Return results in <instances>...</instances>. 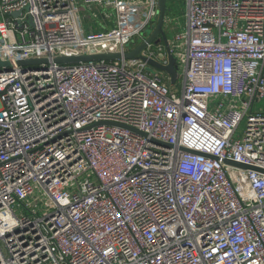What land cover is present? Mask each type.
Instances as JSON below:
<instances>
[{
	"label": "built area",
	"instance_id": "built-area-1",
	"mask_svg": "<svg viewBox=\"0 0 264 264\" xmlns=\"http://www.w3.org/2000/svg\"><path fill=\"white\" fill-rule=\"evenodd\" d=\"M186 2L178 90L141 57L55 62L135 49L158 0H0V264H264V0Z\"/></svg>",
	"mask_w": 264,
	"mask_h": 264
},
{
	"label": "water",
	"instance_id": "water-1",
	"mask_svg": "<svg viewBox=\"0 0 264 264\" xmlns=\"http://www.w3.org/2000/svg\"><path fill=\"white\" fill-rule=\"evenodd\" d=\"M158 19L155 25V29L153 32H150L149 37L146 39V41L140 42V44L133 50H129L125 52L124 54L121 53H102V54H83V55H75V56H68V57H57L55 58L56 63L60 64H74V63H80V62H90V61H101V60H107V61H114L118 59H134L141 57L145 59L148 64L157 70H160L162 72H165L166 74L169 75L170 81L172 84H174L177 81L178 78V72L176 69V59L171 53V49L169 47L168 39L166 36V32L164 30V23H165V18L166 14L168 11L171 9L168 7V0H158ZM154 41L155 43H160L163 42L164 45L167 48L168 52V64L164 65L154 59H150L148 57H144L142 55V51L146 48L148 43H151ZM20 66L24 67L27 65H39V64H47L48 60L47 59H25L21 60L18 62ZM5 66L9 67L10 64L8 62H3L0 60V67ZM131 130L138 132L144 136H146L145 133H142L134 128L128 127ZM186 150V149H185ZM189 151V150H187ZM227 163L233 166L237 167H242V168H247V169H253V170H260L255 167L245 165L240 162L232 161V160H227Z\"/></svg>",
	"mask_w": 264,
	"mask_h": 264
},
{
	"label": "crops",
	"instance_id": "crops-1",
	"mask_svg": "<svg viewBox=\"0 0 264 264\" xmlns=\"http://www.w3.org/2000/svg\"><path fill=\"white\" fill-rule=\"evenodd\" d=\"M139 2H140L139 4L141 5V7L144 8V0H139ZM171 3L173 4L174 0H172ZM169 8L171 9L169 12H172L173 6H172V8L169 6ZM94 11H96L98 13L99 18H100L97 22H96L95 18L90 17L91 13L88 12L87 9L82 10V15H83V19H84L83 20V27H84V30L87 34L91 33V31H93L96 34H103V33H107V32L111 33V32L116 30L114 27V23L107 21L104 18V15H103L100 8L94 7ZM86 20L87 21L89 20L88 21L89 22L88 28L86 27V23H85ZM136 42H138V39L136 40ZM134 44L138 45V43H134Z\"/></svg>",
	"mask_w": 264,
	"mask_h": 264
},
{
	"label": "rangeland",
	"instance_id": "rangeland-1",
	"mask_svg": "<svg viewBox=\"0 0 264 264\" xmlns=\"http://www.w3.org/2000/svg\"><path fill=\"white\" fill-rule=\"evenodd\" d=\"M172 0H168V7L170 6L173 10L172 12H169V15L173 16L175 19H178L179 23L181 25H184L186 23V12H187V2L186 0H174V3H171ZM100 18H95L96 22ZM89 21V20H88ZM87 20L85 21L86 27L88 28L89 22ZM95 22V21H94ZM150 30H147V34L149 35ZM181 84V76L178 78V81L176 82V86H174L175 89L180 88ZM255 111H261L264 112V99H259L257 103H255L254 107ZM241 130V128H240Z\"/></svg>",
	"mask_w": 264,
	"mask_h": 264
}]
</instances>
